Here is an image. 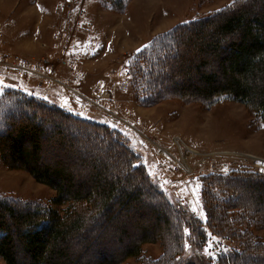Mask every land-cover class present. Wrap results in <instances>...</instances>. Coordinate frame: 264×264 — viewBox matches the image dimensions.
<instances>
[{"label":"trees","instance_id":"trees-1","mask_svg":"<svg viewBox=\"0 0 264 264\" xmlns=\"http://www.w3.org/2000/svg\"><path fill=\"white\" fill-rule=\"evenodd\" d=\"M107 6L118 13L127 8L113 1ZM135 58L133 82L137 99L145 106L165 99L212 105L227 97L264 121V0H233L217 12L179 24L154 37ZM194 81L199 85L193 89L181 84ZM49 131L58 136L55 148L64 151L63 157L76 155L75 145L86 142L103 152L113 145L122 159L107 163L85 151L74 164L42 165ZM0 155L9 169L26 171L52 188L57 205H68L62 215L40 205L0 198V262L21 264L18 241L29 264H82L87 250L77 251L73 242L79 237L91 242L84 235L87 228L104 217L108 222L118 220L129 210H151L157 215L156 227H144L132 247L96 264H128L142 255L145 244L156 242L163 248L162 255L142 259V264H180L186 247L198 246L204 237L199 218L185 206L176 209V202L152 183L146 168L138 165L113 130L51 102L17 90L0 97ZM75 169H88L89 180L78 179ZM201 182L207 227L216 236L228 235L239 243L236 252L230 249L223 257L208 259L216 264L264 262V240L255 233L264 229V213L256 207L264 196L256 201L250 198V202L238 198L243 182L264 194V175L215 174L202 177Z\"/></svg>","mask_w":264,"mask_h":264},{"label":"rangeland","instance_id":"rangeland-1","mask_svg":"<svg viewBox=\"0 0 264 264\" xmlns=\"http://www.w3.org/2000/svg\"><path fill=\"white\" fill-rule=\"evenodd\" d=\"M111 1L120 7L127 5V8L123 13L105 9ZM232 1L0 0V61L14 57L32 62L48 59L53 64V77L67 85H51L45 90L29 85L26 89L37 91L39 99L72 115L113 130L119 142L133 153L138 165L146 168L152 183L169 200L176 202V209L180 210L181 205L187 207L203 223V239L198 246L186 247L180 264L217 263L208 259L203 245L208 232H213L205 223L201 178L239 172L264 175V121L244 104L227 97L212 105L165 99L145 106L137 99L133 66L137 53L154 39L148 38L153 32L217 12ZM79 19L80 25L94 23L101 37L88 35L77 48L73 41L76 38L71 37L82 34H72V26ZM138 29L146 33L139 34ZM141 42L145 45L135 50ZM67 52H72L74 57L69 59ZM32 78L34 83L39 82L38 76ZM17 84L15 73L0 72V97L10 90L16 91ZM181 84L192 89L199 85L197 81ZM58 140V136L49 131L45 151L41 154L42 165L74 164L85 156V151L101 156L107 163L122 159L113 145L103 152L86 142L75 145L76 155L63 157L64 151L57 152L55 148ZM192 151L196 153L192 154ZM252 157L261 159L262 164ZM74 172L78 179L89 180L88 169H75ZM241 190L238 198L248 202L250 198L256 201L264 196L263 192L250 188L247 182L241 184ZM56 197L52 188L38 183L28 172L9 169L0 155V198L40 205L65 215L68 205H57ZM256 207L264 213V201ZM156 216L151 210L144 209L124 211L113 222L102 218L101 226L94 224L84 233L91 242L82 237L73 242L77 251L87 250L81 263L96 264L102 258L112 259L125 252L141 237L144 227H156ZM123 230H126L125 234ZM255 233L264 240V229ZM232 242L231 253L239 250V243L233 239ZM142 251V257L131 258L127 263L142 264V259H158L163 248L156 242L145 244ZM16 253L21 264H29L18 241ZM0 264L5 263L1 261ZM253 264L264 262L254 260Z\"/></svg>","mask_w":264,"mask_h":264},{"label":"built area","instance_id":"built-area-1","mask_svg":"<svg viewBox=\"0 0 264 264\" xmlns=\"http://www.w3.org/2000/svg\"><path fill=\"white\" fill-rule=\"evenodd\" d=\"M71 57H74L71 55ZM5 62L0 61L2 70L0 72L15 73L19 79V82L28 85L32 77L38 76L39 82L38 88H44L46 85H67L59 78H54L52 73L53 64L50 61L42 60L38 62H32L20 57L14 58H2ZM65 64V62H63ZM1 88V87H0ZM215 238V239H213ZM232 247V242L227 237H218L212 233H208L204 239V248L207 255L211 258L217 259L225 256Z\"/></svg>","mask_w":264,"mask_h":264},{"label":"crops","instance_id":"crops-1","mask_svg":"<svg viewBox=\"0 0 264 264\" xmlns=\"http://www.w3.org/2000/svg\"><path fill=\"white\" fill-rule=\"evenodd\" d=\"M86 22V21H85ZM88 24H87V26L89 27H91V29H90V36H93V37H97L98 39H100V37H101V33L99 32V31H97V29L95 28V26L91 23V22H87ZM176 26V24L175 25H173L172 27H170V28H168V29H166V30H157V32L155 31V32H153L152 33V35L151 36H149L148 38H150L149 40H151V39H153L155 36H157V35H159V34H161V33H164V32H166V31H168V30H170V29H172L173 27H175ZM80 28H81V25H80V19L79 20H77L74 24H73V26H72V34H74V33H76V32H82V34H78V35H76V37H71V38H76L75 40H73V41H75L74 43V45L77 47V48H79L81 45H82V43H83V39H85L86 37L88 38V34H85V32H83L82 30H80ZM94 29V30H93ZM98 29H100V28H98ZM137 32H139V34H142L143 35V33H146L145 31L142 33V31H140V29H138L137 30ZM141 32V33H140ZM84 35H87V36H84ZM142 35H141V37H142ZM138 36V35H137ZM144 36H146V35H144ZM70 38V39H71ZM147 41H148V39H146ZM146 42V41H145ZM145 42H141L140 44H137L136 45V48H135V50H139V49H141L144 45H145ZM205 222V221H204Z\"/></svg>","mask_w":264,"mask_h":264},{"label":"bare ground","instance_id":"bare-ground-1","mask_svg":"<svg viewBox=\"0 0 264 264\" xmlns=\"http://www.w3.org/2000/svg\"><path fill=\"white\" fill-rule=\"evenodd\" d=\"M194 153H196V152H194V151H192V154H194ZM252 158H254V157H252ZM258 163H261L262 164V160L261 159H259V158H254ZM262 165H264V163L262 164Z\"/></svg>","mask_w":264,"mask_h":264},{"label":"snow or ice","instance_id":"snow-or-ice-1","mask_svg":"<svg viewBox=\"0 0 264 264\" xmlns=\"http://www.w3.org/2000/svg\"><path fill=\"white\" fill-rule=\"evenodd\" d=\"M213 239H215V238H213Z\"/></svg>","mask_w":264,"mask_h":264}]
</instances>
